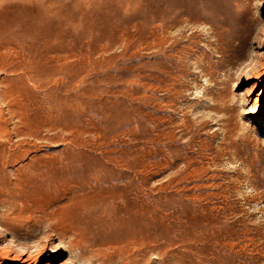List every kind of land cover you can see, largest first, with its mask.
<instances>
[{"label":"rangeland","instance_id":"rangeland-1","mask_svg":"<svg viewBox=\"0 0 264 264\" xmlns=\"http://www.w3.org/2000/svg\"><path fill=\"white\" fill-rule=\"evenodd\" d=\"M28 257L264 264V0H0V264Z\"/></svg>","mask_w":264,"mask_h":264},{"label":"bare ground","instance_id":"bare-ground-1","mask_svg":"<svg viewBox=\"0 0 264 264\" xmlns=\"http://www.w3.org/2000/svg\"><path fill=\"white\" fill-rule=\"evenodd\" d=\"M21 19V18H20ZM11 22V21H10ZM17 22V21H16ZM22 30V29H21ZM22 37V36H21ZM21 39V38H20ZM32 41V40H31ZM45 41V40H44ZM217 226V225H216ZM211 227V226H210ZM217 231V230H216ZM201 232V231H200ZM222 232V231H221ZM208 234V233H207ZM223 242V241H222ZM55 249H53L52 251H50V253H53V254H56V253H59L61 252V248L59 246H55L54 247ZM231 249V248H230ZM221 252V251H220ZM224 257V256H223ZM227 257V256H226ZM57 257H54L51 259V262H53L54 260H56ZM230 258V257H228ZM221 259V258H220ZM219 259V260H220ZM30 258L28 257L27 259L23 260L22 262L23 263H28V264H31V263H34V261H29Z\"/></svg>","mask_w":264,"mask_h":264}]
</instances>
